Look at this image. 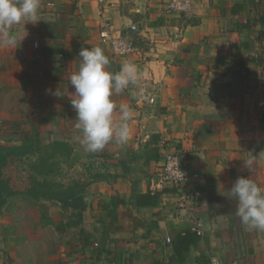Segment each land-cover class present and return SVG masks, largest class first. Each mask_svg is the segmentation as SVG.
Segmentation results:
<instances>
[{"label":"crops","instance_id":"crops-1","mask_svg":"<svg viewBox=\"0 0 264 264\" xmlns=\"http://www.w3.org/2000/svg\"><path fill=\"white\" fill-rule=\"evenodd\" d=\"M48 2L41 0L39 22L18 26L28 33L22 44L0 47V109H23L0 125V145L21 147L46 133L49 145H72L75 165L61 171L72 183L89 179L91 189L83 212L66 208L78 231L69 264H264V231L245 228L229 194L241 176L264 188V0H193L190 15L169 13L170 0ZM104 21L116 35L132 36L139 51L114 56L101 40ZM96 46L109 57V71L132 62L148 76L113 98L133 111L128 142L89 153L75 128L70 77L80 50ZM174 151L186 156L196 208L179 214L174 189L153 206L131 202L151 193L158 165ZM250 159L254 174L244 166ZM186 231L195 232L197 246L179 262L173 241Z\"/></svg>","mask_w":264,"mask_h":264},{"label":"clouds","instance_id":"clouds-1","mask_svg":"<svg viewBox=\"0 0 264 264\" xmlns=\"http://www.w3.org/2000/svg\"><path fill=\"white\" fill-rule=\"evenodd\" d=\"M47 7H55L52 0ZM40 8L41 0H0V47L22 44L28 33L18 26L23 24L25 29L26 24L39 22ZM79 57V69L71 75L70 83L75 88L71 103L76 113L75 128L81 133L80 144L89 153L103 151L111 143L126 144L133 111L126 104L117 106L113 98L130 86L140 87L148 73L132 62L123 63L117 72L109 71L110 59L99 46L83 47ZM54 94L61 96L60 89ZM117 111L120 123L114 119ZM244 166L254 174L253 160L244 161ZM229 194L237 203L235 215L245 228L264 231V188L241 176Z\"/></svg>","mask_w":264,"mask_h":264},{"label":"rangeland","instance_id":"rangeland-1","mask_svg":"<svg viewBox=\"0 0 264 264\" xmlns=\"http://www.w3.org/2000/svg\"><path fill=\"white\" fill-rule=\"evenodd\" d=\"M15 111L23 109H0L6 115L0 118V125ZM39 138L34 143L36 157L51 152L50 135L46 133ZM7 148L0 145L1 152ZM47 179L66 186L72 183V174L60 171ZM69 213V209L57 202L34 201L22 196L10 199L0 211V264H69L68 251L78 236ZM77 217L75 214V222Z\"/></svg>","mask_w":264,"mask_h":264},{"label":"trees","instance_id":"trees-1","mask_svg":"<svg viewBox=\"0 0 264 264\" xmlns=\"http://www.w3.org/2000/svg\"><path fill=\"white\" fill-rule=\"evenodd\" d=\"M260 122L264 128V113ZM34 143L35 140L31 137L21 147L0 151V211L10 199L22 196L34 201L57 202L64 208L83 212L86 209L85 194L91 189L89 179L66 186L47 179L60 172L63 164L72 165V145L65 141H54L50 153L36 157ZM157 197L158 195L151 193L138 195L132 197L131 202L136 200L139 206H153L158 203ZM196 246L197 239L193 231L178 233L174 237L173 248L179 262L184 261L190 248ZM205 264H209V261L205 260Z\"/></svg>","mask_w":264,"mask_h":264},{"label":"built area","instance_id":"built-area-1","mask_svg":"<svg viewBox=\"0 0 264 264\" xmlns=\"http://www.w3.org/2000/svg\"><path fill=\"white\" fill-rule=\"evenodd\" d=\"M100 7L105 5L109 0H92ZM193 9V0H170L167 7L169 13L180 15H190ZM133 33L138 32L136 25L130 27ZM101 40L107 43L114 56L128 57L134 55L139 50L135 39L130 35H116L112 25L104 21L100 31ZM35 48H39V43H35ZM145 88V85L143 89ZM148 97V96H147ZM150 104H154V99H149ZM186 156L183 152L174 151L165 155L164 159L158 165L154 173V182L151 188L152 195L164 193L168 189H174L177 193V212L191 213L199 203V197L196 193L189 191L187 183L189 179ZM201 235V232H198ZM171 243V238H167ZM216 264H228L215 260ZM213 264V260L210 262Z\"/></svg>","mask_w":264,"mask_h":264},{"label":"flooded vegetation","instance_id":"flooded-vegetation-1","mask_svg":"<svg viewBox=\"0 0 264 264\" xmlns=\"http://www.w3.org/2000/svg\"><path fill=\"white\" fill-rule=\"evenodd\" d=\"M64 165V164H63ZM49 178V177H48Z\"/></svg>","mask_w":264,"mask_h":264}]
</instances>
